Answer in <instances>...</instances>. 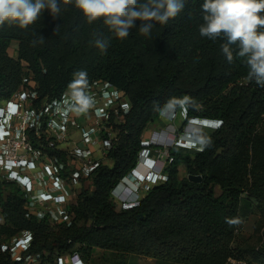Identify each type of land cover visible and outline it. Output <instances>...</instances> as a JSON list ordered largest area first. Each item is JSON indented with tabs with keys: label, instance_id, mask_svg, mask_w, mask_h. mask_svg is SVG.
Segmentation results:
<instances>
[{
	"label": "trees",
	"instance_id": "obj_1",
	"mask_svg": "<svg viewBox=\"0 0 264 264\" xmlns=\"http://www.w3.org/2000/svg\"><path fill=\"white\" fill-rule=\"evenodd\" d=\"M202 2L187 0L184 11L166 25L157 24L151 37L132 29L119 40L102 22L89 25L79 10L63 3L56 20L44 11L27 29L7 22L0 27V101L29 88L31 81L37 85L35 107L60 99L83 70L87 87L107 81L131 104L107 161L83 182L70 205V224L53 222L49 215L27 216L20 187L0 182V264H28L27 255L57 264L55 258L67 254L89 262L98 249L117 256L105 264H126L128 255L172 264H229L230 259L250 264L238 231L250 204L264 203V88L246 79L241 59L227 62L221 41L199 35ZM57 24L60 31L53 35ZM96 32L110 38L106 53L91 43ZM13 41L18 42L16 57L9 52ZM183 107L185 124L195 118L222 124L203 136L202 150L169 147L173 162L164 168L166 179L137 204L117 210L114 191L132 176L143 148L165 149L144 144L145 131L173 110L181 116ZM244 195L248 201L243 203ZM225 218L240 222L229 226ZM25 231L33 241L17 261L2 245ZM251 252L264 264V245Z\"/></svg>",
	"mask_w": 264,
	"mask_h": 264
},
{
	"label": "built area",
	"instance_id": "obj_2",
	"mask_svg": "<svg viewBox=\"0 0 264 264\" xmlns=\"http://www.w3.org/2000/svg\"><path fill=\"white\" fill-rule=\"evenodd\" d=\"M85 92L92 97L93 106L84 112V121L78 120L75 111L70 110L73 101L67 92L60 99L35 107L37 85L34 81L29 82V88L15 92L9 100L0 101V182L12 181L20 187L25 196L27 216L43 218L49 215L53 222L70 224L69 207L73 198L83 182H90L95 171L107 161L113 143L118 140L119 122L131 107L124 92L102 80L89 85ZM112 116L115 117L114 124L111 123ZM74 132L78 133L77 138H74ZM197 135L202 141L194 146L202 150L204 138ZM65 140L69 141V147L61 146ZM155 141L152 136L150 144L160 145ZM181 145L193 148L192 142ZM160 151L166 157L164 169L173 162V157L169 147ZM149 152H152L149 148H143L140 160L148 158ZM160 153L153 152L148 161H160ZM163 179H166V173H163ZM121 205L127 208L130 203L124 199ZM32 241V233L25 231L17 239L16 246L3 244L2 250H10L13 258L20 261ZM74 256L73 264H86L78 254ZM39 258V255H27L25 260L35 264ZM58 259L59 264H64L63 257ZM234 263L247 264L229 260V264Z\"/></svg>",
	"mask_w": 264,
	"mask_h": 264
},
{
	"label": "clouds",
	"instance_id": "obj_3",
	"mask_svg": "<svg viewBox=\"0 0 264 264\" xmlns=\"http://www.w3.org/2000/svg\"><path fill=\"white\" fill-rule=\"evenodd\" d=\"M61 3L73 5L82 13L89 25L102 22L112 36L124 40L129 37L132 29H137L145 37H151L152 30L157 24L166 25L184 11L187 0H0V27L7 22L27 29L40 19L44 11L56 20L61 14ZM199 14L201 19L198 25L199 35L213 42L221 41L220 48L227 62L231 64L234 59H241L247 67L246 79L264 88V0H203L199 5ZM191 16L192 13L189 12V18ZM60 27L59 24L55 26L53 35L59 33ZM43 42L44 37L40 36L39 43ZM91 43L106 53L110 46V38L104 36L102 32H96ZM74 75L75 79L68 86L73 101L70 110L77 113L86 112L93 106L92 97L85 92L88 84L87 73L80 70ZM174 113L177 112L173 110V118L176 116ZM181 116L186 117L184 107ZM191 120L194 124L197 122L202 125H205L203 122H208L206 126L215 123L217 125L215 129L222 124L219 120L201 118ZM190 134L179 136L178 139L192 142L195 148L202 140L196 133H192V136H189ZM147 155L148 158L139 161L138 167L143 165L145 168L140 178L136 179L133 173L132 176L124 178L119 185L132 188L133 191L130 193L136 197L140 181L152 186L164 181L163 163L148 161L153 152ZM128 202L130 206L138 203L130 201L129 198ZM225 222L232 226L240 221L238 218H225Z\"/></svg>",
	"mask_w": 264,
	"mask_h": 264
},
{
	"label": "rangeland",
	"instance_id": "obj_4",
	"mask_svg": "<svg viewBox=\"0 0 264 264\" xmlns=\"http://www.w3.org/2000/svg\"><path fill=\"white\" fill-rule=\"evenodd\" d=\"M17 47L18 42L13 41L11 44V47L9 49V52L12 56H17ZM69 90V89H68ZM176 115L174 118L172 116H167L166 114L161 116L159 120L155 121L152 126L149 127V130L147 133L143 136V142L144 144L150 145L151 137L154 136V139H156L157 143L160 145H155L158 147H180L183 149H188L192 152L199 151L197 148H190L186 147L184 145H181L182 140L179 141V136H185L188 133H196L200 134L201 136H205L208 131L215 130L214 127H217L215 123H212L213 126H206L199 123H192L193 120H189L187 124L184 123V117L180 116L178 113H174ZM170 117L171 120L168 118ZM168 129V130H167ZM165 130V131H164ZM74 138L78 137V133L74 132ZM155 141V142H156ZM69 141L65 140L62 141L61 146L64 148L69 147ZM157 153H160V150L156 151ZM161 154V153H160ZM165 155L161 154L160 161L165 162ZM167 166V165H166ZM181 171L183 172V168L181 167ZM182 177V175L180 176ZM141 184L139 186V193H137V199L143 197L148 190L152 187V185H146L144 182L140 181ZM123 192L118 193L116 196L113 197V200L116 204L117 210L122 209L121 201L128 198H130V192L133 191L132 188H125L123 187ZM130 189V190H129ZM217 195L221 194V190L219 188L216 189ZM76 201V198H73L72 203ZM248 201V198L246 195L243 196V203ZM250 212L248 213L247 217L243 221L241 225V229L238 231L239 234V241L241 244L245 245L246 251H244V256L246 257V261L250 262V264H261L262 259L259 257H256L251 252L252 249H258L264 245V203L261 205H257L256 203L250 204ZM4 223L2 210L0 208V224ZM21 234L19 235V237ZM16 236L12 238H8V240L4 241V244L10 247L16 246L17 239L19 238ZM249 249V250H248ZM79 257L82 258V260L86 264H105V259H107L109 262L112 260H117V256L112 255L108 252L102 251V250H93L91 252V261H86L81 255ZM64 258V264H73L75 260L74 254H67L63 256ZM57 264H59L58 257L55 258ZM126 264H172V263H166L161 262L157 260H153L150 258H145L137 255H128L125 257ZM35 264H41L40 261L36 262ZM235 264V263H234Z\"/></svg>",
	"mask_w": 264,
	"mask_h": 264
},
{
	"label": "crops",
	"instance_id": "obj_5",
	"mask_svg": "<svg viewBox=\"0 0 264 264\" xmlns=\"http://www.w3.org/2000/svg\"><path fill=\"white\" fill-rule=\"evenodd\" d=\"M67 93L70 94V90H68ZM75 116H76L77 119L80 120V121H84V120H85L84 112L77 113V112L75 111ZM196 123H197V122H196ZM203 123H204L205 125H208V122H203ZM152 127H153V126H152ZM167 130H168V129H167ZM164 131H165V130H164ZM109 163L111 164L112 162L109 161ZM144 169H145L144 166H143V165H140V166L134 171L135 178L137 177L136 179L140 178V175H141V173H143ZM123 190H125V189H123V186H120L119 188H117L116 193H117V194H118V193H122ZM129 200L132 201V202H137V201H138L136 195L133 194V193H130V198H129Z\"/></svg>",
	"mask_w": 264,
	"mask_h": 264
},
{
	"label": "bare ground",
	"instance_id": "obj_6",
	"mask_svg": "<svg viewBox=\"0 0 264 264\" xmlns=\"http://www.w3.org/2000/svg\"><path fill=\"white\" fill-rule=\"evenodd\" d=\"M213 126V125H212Z\"/></svg>",
	"mask_w": 264,
	"mask_h": 264
}]
</instances>
